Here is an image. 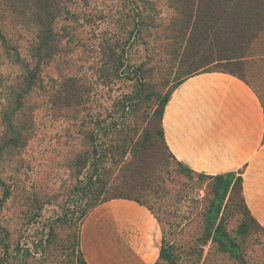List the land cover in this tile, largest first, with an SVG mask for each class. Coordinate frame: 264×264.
<instances>
[{"label":"rangeland","instance_id":"rangeland-1","mask_svg":"<svg viewBox=\"0 0 264 264\" xmlns=\"http://www.w3.org/2000/svg\"><path fill=\"white\" fill-rule=\"evenodd\" d=\"M67 7L61 52L43 70L46 84L59 85V104L43 97L30 142L0 162V264H84L80 233L92 203L128 197L161 224L173 263L157 264H240L208 237L217 180L186 172L162 136L164 97L181 80L174 37L183 32L184 46L191 32L201 35L205 1ZM248 48L239 65L208 70L236 72L264 104V33ZM220 221L248 264H264V229L245 209L240 183Z\"/></svg>","mask_w":264,"mask_h":264},{"label":"crops","instance_id":"crops-1","mask_svg":"<svg viewBox=\"0 0 264 264\" xmlns=\"http://www.w3.org/2000/svg\"><path fill=\"white\" fill-rule=\"evenodd\" d=\"M162 126L173 157L207 176L235 173L250 216L264 229V104L245 80L205 72L171 94ZM163 230L134 200L113 199L86 217L80 247L88 264H156Z\"/></svg>","mask_w":264,"mask_h":264},{"label":"trees","instance_id":"trees-1","mask_svg":"<svg viewBox=\"0 0 264 264\" xmlns=\"http://www.w3.org/2000/svg\"><path fill=\"white\" fill-rule=\"evenodd\" d=\"M71 1L0 0V162L9 160L30 142L35 133L38 102L43 97L53 106L59 104V85L52 88L46 84L43 70L59 57L64 31L61 22L68 19L67 4ZM204 1L207 8L203 9L201 35L196 31L191 32L184 46H179V42L185 41L181 35L183 32L174 37L173 52L177 55L181 78L175 89L190 77L205 72H224L243 79L231 69H208L218 65H239L247 57L249 44L264 33V0ZM202 49L204 53L200 56ZM6 65L11 69L9 74L4 72ZM57 78L55 80L59 81V74ZM71 94L73 98L74 93ZM171 94L164 97L162 118ZM185 171L191 170L185 167ZM211 177H215L217 182L215 198L207 214L208 237L223 252L237 258L240 264H248L240 246L220 221L225 202L240 179L236 178L235 173ZM123 199L133 200L129 197ZM110 200L93 202L91 208L93 210ZM81 254L83 256L82 250ZM159 260L173 263L171 251L164 246V238ZM84 264H88L85 259Z\"/></svg>","mask_w":264,"mask_h":264}]
</instances>
